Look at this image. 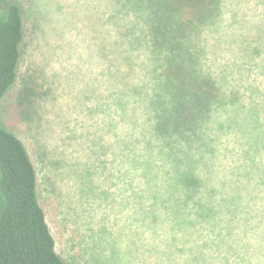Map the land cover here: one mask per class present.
I'll return each instance as SVG.
<instances>
[{"label": "rangeland", "instance_id": "1", "mask_svg": "<svg viewBox=\"0 0 264 264\" xmlns=\"http://www.w3.org/2000/svg\"><path fill=\"white\" fill-rule=\"evenodd\" d=\"M17 1L26 39L17 84L0 102V125L30 153L40 203L66 264L199 259L186 235L194 172L204 177L203 195L213 183L217 198H226L225 209L217 202L213 224L217 248L263 262L264 0H224L222 17L200 39L202 68L242 108L216 113L224 128L209 126L216 147L197 148L198 157H207L200 165L196 148L160 150L163 140L152 136L141 103L146 96L133 88L152 82L148 50L142 40L128 44L129 31L118 33L108 0ZM27 82L35 89V112L28 100L19 102ZM251 109L262 121L251 119ZM152 141L154 150L146 147Z\"/></svg>", "mask_w": 264, "mask_h": 264}, {"label": "trees", "instance_id": "2", "mask_svg": "<svg viewBox=\"0 0 264 264\" xmlns=\"http://www.w3.org/2000/svg\"><path fill=\"white\" fill-rule=\"evenodd\" d=\"M5 2L6 5L0 7V102L17 84L26 39L24 9L17 0ZM108 2L111 20L120 22L116 25L118 33L123 35L122 29L129 31L128 44L140 45L142 40L148 50L147 69L153 70L152 82L133 88L140 96H146L141 103L150 115L152 136L163 140L160 150L171 145L196 148L192 155L200 165L199 158L207 157L205 154L198 157L197 148L206 153L216 147L209 126L217 125L218 130L224 128L223 122L216 120V113L223 109L230 111L231 106L238 107V99L227 98L222 83L202 68L201 61L200 39L205 29L222 17L224 0ZM122 41L119 38L115 44L120 46ZM35 96L34 87L27 82L19 102L23 104L28 100L33 109ZM147 98L149 100H145ZM238 112H231V119L238 117ZM250 112L251 119L256 114L262 121L258 110ZM0 126V264H66L57 252L40 203L38 172L30 153L18 135ZM148 143L146 147L153 149L154 141ZM194 173L196 176L191 175L187 186L197 193L189 196L192 206L187 212L186 235L188 243L200 251L202 258L187 264H264V261H249L248 257L243 259L217 248L219 239L213 224L219 212L217 202L221 210L225 209L226 198L222 194L217 198L213 183L210 193L203 195L199 178L203 182L204 177L201 172L200 176Z\"/></svg>", "mask_w": 264, "mask_h": 264}]
</instances>
